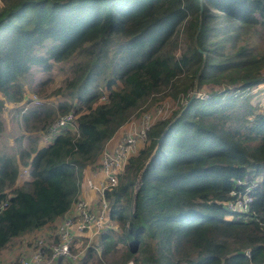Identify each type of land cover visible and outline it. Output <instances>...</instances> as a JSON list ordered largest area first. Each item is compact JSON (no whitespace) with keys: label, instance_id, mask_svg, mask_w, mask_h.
Instances as JSON below:
<instances>
[{"label":"trees","instance_id":"16d2710c","mask_svg":"<svg viewBox=\"0 0 264 264\" xmlns=\"http://www.w3.org/2000/svg\"><path fill=\"white\" fill-rule=\"evenodd\" d=\"M53 62L68 63L51 91L62 99L18 107L21 132L0 148V249L61 217L133 113L182 93L186 106L153 123L105 190L109 222L83 256L264 264V112L251 98L264 82V0H0V133L4 102L26 99L31 72ZM71 108L76 131L37 145ZM237 193L250 197L244 211L226 205Z\"/></svg>","mask_w":264,"mask_h":264},{"label":"built area","instance_id":"2783aa9c","mask_svg":"<svg viewBox=\"0 0 264 264\" xmlns=\"http://www.w3.org/2000/svg\"><path fill=\"white\" fill-rule=\"evenodd\" d=\"M197 94H203V92H197ZM180 97L182 102L184 97ZM105 99L106 94L101 93L98 101ZM41 100L44 102L43 99L30 93L21 104V111L29 106L38 105L42 102ZM173 108L171 104L156 102L141 110L138 115L129 117L117 127L113 132V134L116 132V139L111 144L105 142L100 153L97 169L101 177L96 182L90 177L82 181L88 188L94 190L96 201L90 202L85 197L77 195L54 225L53 230L31 236L29 239H20V242H25V252L19 253L9 264H59L58 259L77 261L88 247L97 249L96 238L109 222V204L105 190L117 183V175L124 171L129 157L135 155L148 143V129L155 121L168 118L175 109ZM259 109L264 112V101L259 102ZM76 117L77 112L72 108L57 114L45 129L44 138L51 140L62 128L76 131ZM138 184L137 175L133 188L135 189ZM230 193L233 194L234 191ZM249 200L247 193L241 195L237 193V196L228 200L226 205L232 211H244ZM6 203L7 198L4 197L0 201V209ZM247 251L245 249L244 252L247 253Z\"/></svg>","mask_w":264,"mask_h":264},{"label":"rangeland","instance_id":"374dc122","mask_svg":"<svg viewBox=\"0 0 264 264\" xmlns=\"http://www.w3.org/2000/svg\"><path fill=\"white\" fill-rule=\"evenodd\" d=\"M31 74H32L31 84H25L24 85V90L26 93L34 94L35 97H38V98L43 99V100L45 98L46 99L44 101L45 104H53V103L57 102L58 100L62 99V98H60L61 96L52 94L51 91L54 87L63 84L65 78L69 76L68 63H66V62H53V63H51V66L48 70L35 69V71H32ZM43 81H45V83H42ZM192 91H195V89L192 88L191 90L190 89L188 90V92H192ZM180 96L184 97L182 99L183 100L182 102H180V100H181ZM185 97L186 96L182 93H178L175 97H173L169 94H166V95L162 96L159 100H156L153 103H151L150 105H148L147 107H145L144 109L150 107L152 104H154L156 102H162L164 104H166V103L171 104L176 109L179 104L183 103L182 104V106H183L187 102ZM258 97H259L258 101L260 103L264 101V99H260V96H258ZM251 98L253 99V101H255V95H253V97H251ZM41 103H39V104H41ZM35 105H37V104H35ZM182 106H181V108H182ZM15 107H16L15 105L12 107H9V108H7L6 106L1 107V117H2V121H3V125H2V130L0 133V148L2 150H9L11 148V146L13 145V139L16 136H18L21 132V125H20V121H19V117H18L19 114L17 115L15 113V110H14ZM141 110H143V109H141ZM141 110L136 111L135 113H133L132 116L138 115ZM95 201H96V198H95ZM112 226H114V223L112 224ZM115 229H117V227H115ZM115 231H117V230H115ZM97 238H98V236H97ZM97 238H96V240H97ZM86 255H84V256L82 255L83 257L81 256L82 258L80 257L75 262H71L69 260H64V261H61L60 264H111L107 260L100 262L99 254L97 252L92 253V255L88 256V257H86ZM128 263L131 264L130 261H126L123 264H128Z\"/></svg>","mask_w":264,"mask_h":264},{"label":"crops","instance_id":"0c3cea01","mask_svg":"<svg viewBox=\"0 0 264 264\" xmlns=\"http://www.w3.org/2000/svg\"><path fill=\"white\" fill-rule=\"evenodd\" d=\"M264 82L260 83L257 87H254L253 91V95H255V100H259L260 99H264ZM255 92V93H254ZM260 94V95H259ZM25 98L21 99V101L12 103V102H4L3 106L9 108L12 106H16L14 108L15 113L18 115L19 112H23L21 111V104L24 102ZM33 106V105H32ZM18 107H19V112H18ZM30 107V106H29ZM28 107V108H29ZM27 109V108H26ZM25 109V110H26ZM24 110V111H25ZM19 117V116H18ZM3 123V121H2ZM116 132L115 134L111 135L110 138L106 141L107 144H111L112 142H114ZM51 140H47L46 138H44L43 133L38 136V142L37 145H44L48 142H50ZM99 162V157H97V161L96 164L98 165ZM94 166H86L85 168L82 169L81 172V177H80V184H79V192L77 195L79 196H83L86 199H88L90 202H93L95 200V193L93 189L88 188L84 182H82L85 178L90 177L91 179H93L95 182L96 180H98L101 177V174L99 172V170L97 169V165ZM60 217H57L53 222H51L50 224H46L43 225L42 227L35 229L33 231L30 232H25L20 236H15L12 237L1 249H0V264H9L10 261L17 257L19 253H24L25 252V242L22 241L20 242V239H29L31 236L37 235V234H44L47 233L48 231L53 230L54 225L59 221Z\"/></svg>","mask_w":264,"mask_h":264},{"label":"water","instance_id":"95a60500","mask_svg":"<svg viewBox=\"0 0 264 264\" xmlns=\"http://www.w3.org/2000/svg\"><path fill=\"white\" fill-rule=\"evenodd\" d=\"M193 42L195 43V37H193ZM197 48H198V47H197ZM198 50H200V49L198 48ZM193 89H195V84L193 85ZM194 93H195V91H192V92H191V96H193ZM187 102H188V101H187ZM187 102L182 106V108H180L179 112L182 111V109L186 106ZM131 245H132V242L130 241V242H129V246H131Z\"/></svg>","mask_w":264,"mask_h":264}]
</instances>
